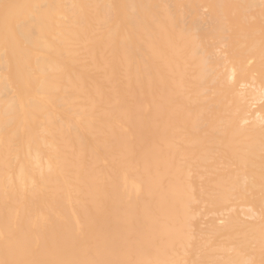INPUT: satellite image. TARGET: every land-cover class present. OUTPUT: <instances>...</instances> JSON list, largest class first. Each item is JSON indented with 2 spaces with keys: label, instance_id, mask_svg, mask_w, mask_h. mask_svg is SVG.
I'll use <instances>...</instances> for the list:
<instances>
[{
  "label": "bare ground",
  "instance_id": "6f19581e",
  "mask_svg": "<svg viewBox=\"0 0 264 264\" xmlns=\"http://www.w3.org/2000/svg\"><path fill=\"white\" fill-rule=\"evenodd\" d=\"M0 264H264V0H0Z\"/></svg>",
  "mask_w": 264,
  "mask_h": 264
}]
</instances>
